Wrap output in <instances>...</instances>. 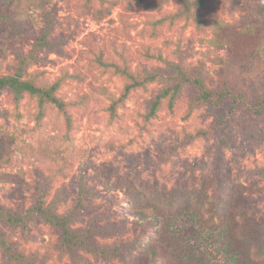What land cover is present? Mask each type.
I'll return each mask as SVG.
<instances>
[{"label": "rangeland", "instance_id": "obj_1", "mask_svg": "<svg viewBox=\"0 0 264 264\" xmlns=\"http://www.w3.org/2000/svg\"><path fill=\"white\" fill-rule=\"evenodd\" d=\"M0 6L13 21L0 28V75L16 70L19 53L28 55L51 21L48 45L24 77L42 86L60 80L56 94L70 116L68 125L47 103L38 118L34 96L16 101L0 88V208L22 216L41 203L67 215L72 229L85 230L90 246L105 252L68 250L59 229L40 217L15 225L0 220L11 247L0 244V264H139V252L157 240L175 264H248L224 224L235 228L228 210L241 221L242 191L255 198L248 214L264 218V112L248 105L264 101V0H205L178 17L172 15L183 7L179 0ZM164 60L191 73L201 69L214 99L202 101L188 82L173 109L163 99L145 120L151 99L175 82L162 77L174 75ZM154 72L155 80L120 98L127 84ZM228 88L249 103L217 99ZM201 128L208 137L189 139ZM215 208L226 220L211 216Z\"/></svg>", "mask_w": 264, "mask_h": 264}, {"label": "trees", "instance_id": "obj_2", "mask_svg": "<svg viewBox=\"0 0 264 264\" xmlns=\"http://www.w3.org/2000/svg\"><path fill=\"white\" fill-rule=\"evenodd\" d=\"M183 3V7L181 11L178 13H174L172 17H178L179 14L187 15L191 9L199 8L205 0H179ZM8 7L0 6V28L2 27H10L13 23L11 20V15L7 13ZM51 21L48 20L47 25L45 27L44 32L41 36L35 39L32 49L28 55H23L19 53V62L16 70L10 74L0 75V88L9 89L16 101H18L23 94L28 93L34 96L37 99V105L39 108L38 118L42 116L44 106L47 103L54 104L59 111L63 113L65 116L66 122L69 125L70 116L66 109V103L61 100V98L56 94L57 90L60 87V80H56L52 84L48 86L36 85L29 79H26L25 70L26 67L36 61L37 55L41 51L42 48L48 45L47 37L50 31ZM12 30V29H10ZM14 31V30H13ZM19 33V32H18ZM169 70H172L174 75L163 78L173 79L175 82L172 84H168L164 86L150 101V105L147 108L146 113L144 114V119L149 120L156 116L157 111L160 107V104L163 99H168V107L169 109H173V104L175 99L177 98L181 87L183 84L188 82H193L199 92L197 97L204 102H211L214 99V94L209 89L206 83V77L204 72L200 70L195 72H189L185 70L180 64L170 62L164 60ZM160 75L159 72H154L152 74H146L142 80H135L134 82L127 84L120 96V98H125L130 90L134 87L140 86L144 81L149 82L155 80ZM228 95H232L238 99V97H242V99L249 103L248 100L239 92H235L228 88L226 91L218 90L215 96L217 99H223ZM250 109L255 114H262L264 112V101L262 103H252L248 104ZM110 109L114 111V104H111ZM210 132L207 129L201 128L198 129L194 134H189V139L193 140L197 137H208ZM264 189V187H263ZM85 189L83 186H79V194H80V203L82 202ZM253 195V192L247 191L246 193L242 191L237 195V200L239 204H242L241 207V221L234 222L233 214H231V210L225 213L229 214L230 222L235 225V228L228 227L227 222H225V232L232 233L234 232L235 238L231 239L235 242H238L242 248L244 249L245 257L247 259L248 264H264V218H255V215L248 214L249 212V204L255 200V198L249 199V197ZM224 203V199L222 200ZM227 207V206H226ZM213 209L211 212V216L217 221H223L227 214L218 213ZM35 217H40L44 221L50 223L54 227L58 228L61 234V240L63 245L70 251L75 250H84L86 252L94 253V254H104L103 250H100L97 246H90L85 230L72 229L69 225V219L67 215H60L53 212L50 208L45 207L41 203L36 204L28 209L25 214L22 216L15 215L10 212H6L0 208V220L10 224L15 225L17 223H25L27 220H30ZM222 219H219V218ZM141 219L145 223L153 224L156 220L155 217H150L149 215H141L137 219ZM226 220V219H225ZM223 227V224L221 225ZM162 241V242H161ZM169 243H172L170 241ZM0 244L4 246L9 251L11 247L8 245L6 238L0 233ZM250 245V249H249ZM141 258H138L139 264H175V261L171 257V252L167 245L163 243V240L152 241L144 246L143 250L139 252ZM167 254V255H166ZM166 255V256H165Z\"/></svg>", "mask_w": 264, "mask_h": 264}]
</instances>
